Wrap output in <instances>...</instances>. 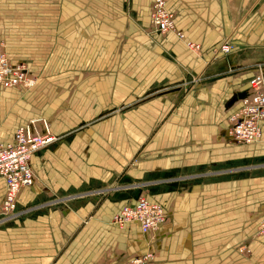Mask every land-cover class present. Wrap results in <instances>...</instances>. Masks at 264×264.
I'll list each match as a JSON object with an SVG mask.
<instances>
[{"label": "crops", "instance_id": "obj_1", "mask_svg": "<svg viewBox=\"0 0 264 264\" xmlns=\"http://www.w3.org/2000/svg\"><path fill=\"white\" fill-rule=\"evenodd\" d=\"M153 1L24 4L56 7L50 20L81 37L98 33L96 26L88 33L81 30L82 21L95 19L121 18L128 31L138 33V22H150ZM166 5L185 39L158 36L163 45L138 44L135 53L124 56L113 39L92 48L94 59L88 58L86 66L98 70L81 81L71 103L66 88L51 102L48 121L59 140L32 158L36 185L19 196L27 205L86 187L149 181L142 187L157 191L146 196L165 209L166 222L146 236L135 223L114 225L115 215L136 197L71 207L64 203L0 228V264H113L116 256L117 264H126L129 255H150L151 264H264V239L255 235L264 219V176H223L192 184L179 180L189 171L229 167L264 154V124L258 151L231 145L227 134L228 117L238 108L234 100L264 67V0H166ZM227 40L236 41L234 52L214 55L212 48ZM187 43L199 44L200 51L193 52ZM78 66L84 67V60ZM140 83L146 88L139 92ZM67 102L68 109L59 114ZM176 183L178 188H169ZM5 191L0 181V204ZM253 248L261 254L242 261L237 250L249 256Z\"/></svg>", "mask_w": 264, "mask_h": 264}, {"label": "rangeland", "instance_id": "obj_2", "mask_svg": "<svg viewBox=\"0 0 264 264\" xmlns=\"http://www.w3.org/2000/svg\"><path fill=\"white\" fill-rule=\"evenodd\" d=\"M25 1L28 0H0V45H4L6 51L8 50L10 53L11 60L16 64L21 65L22 68H25L28 76L32 77L35 82V86L30 89H11L0 95V143L9 144L15 131L20 127H24L30 121L39 119L48 120L49 115L52 112L49 110V106L53 99L61 93L62 89L65 90L66 88L68 90L70 103L72 99H75L77 96L76 94L80 91V87H82V85L79 87L81 81L83 82V79L85 78L89 79L91 75L98 70V68H94L92 65L86 66L88 65V58L91 63L94 59V57L91 58L93 54L92 48L94 49L96 45H105L113 39L115 42L121 44L120 50L123 52L121 54L123 56L135 53L134 48L138 46V44H147L151 49L155 47V44H158L159 46L163 45L162 42L158 40L159 35L151 30L150 15L153 2L150 4L148 13L150 22H144L145 24L141 21L138 22L140 23L139 25H141L139 28L140 32L138 33H135L136 31H128L127 27L124 25L125 21L121 18L108 20L95 19L94 21H82L83 24L81 25V30L87 32L96 26L95 30H97L98 33L92 31L94 35H90L91 33L89 34L87 32L89 35H82L80 37L76 35L78 34V32H75L77 30L73 31L72 28H69L68 26L58 28V23L50 20V18H54L53 16L57 9L56 7H28L24 4ZM177 32L182 31L177 28ZM170 35H173L178 39L176 34L170 33ZM91 40L96 43L94 45H89ZM178 41L180 40L178 39ZM228 41L231 45L232 42H234V45L236 43V41L233 40L232 42L230 40ZM80 47H82L81 50L83 53L80 51ZM234 48H237V46H234ZM82 59L84 60V67L78 66L80 62L83 61ZM100 69H102V67H99V71ZM184 77L188 82L192 80V77H189L188 75H184ZM70 79L72 82H70L68 86L65 85L66 87L63 86L64 83ZM141 83L138 89L139 92L144 87ZM154 88L155 85L153 88L150 87V90H153ZM141 97L143 100L146 99V97L144 98V95ZM68 102L65 106L63 103L59 106V109L61 110L59 111V114L63 112L65 108L68 109ZM19 122L22 123L19 124L15 130L10 129L12 126V128H14L15 124ZM79 127H81V125ZM11 130L12 133L10 136L8 135V138L5 135L6 133L9 134ZM258 146L261 145L258 143V145L249 148L258 151ZM223 172L225 173L224 175H222ZM217 173H220V176H218ZM223 176H236L237 178L251 177L255 179L263 177L264 154L257 158L235 162V164L230 165L229 167L226 166L212 170L204 169L201 171H189L183 175V178L178 179L180 182L186 184L188 182L192 184V182L201 180L206 182L212 181L217 177ZM148 182L132 186L133 184L124 181L120 184H114L113 187L107 186L99 190L86 187L85 189L83 188L78 191L70 192V194L64 195L63 197H56V199H36L27 205H23L20 201L15 215L13 216H7L3 213L1 203L0 228L12 225L14 222L21 223L24 219H27V217L36 215L38 211H42L43 209H55L60 205H64V203L71 207V205H75L76 203H99L101 200L105 199H108L110 202L129 200L135 197L137 200H143V197L147 194H155V192H157L152 191L154 192L152 193L149 188L147 190V188L142 187L144 184H151V182ZM178 185L179 184L176 183L172 186L170 185L169 188L176 189L178 188ZM145 189L146 193L142 194V191ZM262 211L260 212V215L261 213H264ZM263 217L264 215L261 216V218ZM257 228L256 233L258 230ZM256 233L255 235H257L258 238L263 236L262 239H264V229L261 234ZM245 243L246 242H243L242 244ZM259 249L260 248H257L256 250V248H253L252 253L249 256L243 255L242 253L241 255L239 250H237V253L241 256L242 261L254 260L253 257L255 254H261V250ZM240 250H243V252L246 251L245 248H241ZM262 250V253H264V248H262ZM214 257H217V255L215 254ZM116 258L117 256L112 260L114 261L113 264L120 262ZM150 259V255L149 257L146 255H142V257L141 255L131 257L129 255L127 261H124L126 264H151L152 262H150ZM157 263L158 262L153 264ZM99 264L106 263L101 262Z\"/></svg>", "mask_w": 264, "mask_h": 264}, {"label": "built area", "instance_id": "obj_3", "mask_svg": "<svg viewBox=\"0 0 264 264\" xmlns=\"http://www.w3.org/2000/svg\"><path fill=\"white\" fill-rule=\"evenodd\" d=\"M150 20L151 29L153 28L161 38L174 33L180 41L185 39L183 32H177L174 14L168 10L166 0L153 1ZM187 46L193 52L201 49L199 44L187 43ZM234 50V46L228 40L212 48L214 55L224 56L233 53ZM34 86V79L28 76L26 69L14 63L4 45H0V93L11 89H30ZM244 93L242 99L234 102L238 108L228 117L227 130L228 142L243 148L258 145L263 139L264 67H259V72L251 78ZM58 140L52 132L50 122L39 119L18 128L9 144L0 143V181L6 185L2 202L4 214L15 215L21 192L36 185L34 171L31 168L32 158L53 146ZM149 204L147 196L143 197V200H136L115 215L113 224L124 227L135 223L140 227L142 235L146 236L147 232L157 228L164 220L159 217L143 224L142 218L144 215L147 216L144 208L149 207L153 211V206ZM129 212L134 217L127 216L126 213ZM257 229L263 231L264 220Z\"/></svg>", "mask_w": 264, "mask_h": 264}, {"label": "bare ground", "instance_id": "obj_4", "mask_svg": "<svg viewBox=\"0 0 264 264\" xmlns=\"http://www.w3.org/2000/svg\"><path fill=\"white\" fill-rule=\"evenodd\" d=\"M150 204L149 205H152L153 206V211L152 210H150L149 209V207H146V208H144V210L146 211L145 212V214L147 215V216H143V218H142V222H143V224L145 223H147V222H150V221H152L153 219H156V218H159V217H162V218H164V220H162V224L161 225H159L157 228H155V229H153L152 231H150V232H147V234H149V233H151V232H153V231H156V230H158L159 229V227L160 226H162L165 222H166V220H167V214H166V211H165V209L160 205V204H155V203H151V202H149ZM126 215L127 216H130V217H134V215L133 214H131L130 212L129 213H126ZM261 231H257V233L256 234H259ZM138 262V261H137ZM139 263V262H138Z\"/></svg>", "mask_w": 264, "mask_h": 264}, {"label": "water", "instance_id": "obj_5", "mask_svg": "<svg viewBox=\"0 0 264 264\" xmlns=\"http://www.w3.org/2000/svg\"><path fill=\"white\" fill-rule=\"evenodd\" d=\"M244 96H245V93H242V95H239V96L234 100V102H235L236 100H238V99H242Z\"/></svg>", "mask_w": 264, "mask_h": 264}]
</instances>
